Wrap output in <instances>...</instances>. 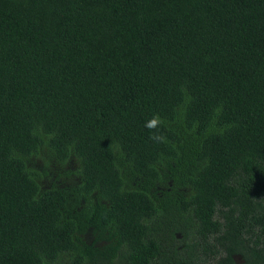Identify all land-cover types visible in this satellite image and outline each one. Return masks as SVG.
Returning a JSON list of instances; mask_svg holds the SVG:
<instances>
[{
  "label": "trees",
  "instance_id": "1",
  "mask_svg": "<svg viewBox=\"0 0 264 264\" xmlns=\"http://www.w3.org/2000/svg\"><path fill=\"white\" fill-rule=\"evenodd\" d=\"M212 261L264 264V0H0V264Z\"/></svg>",
  "mask_w": 264,
  "mask_h": 264
},
{
  "label": "clouds",
  "instance_id": "2",
  "mask_svg": "<svg viewBox=\"0 0 264 264\" xmlns=\"http://www.w3.org/2000/svg\"><path fill=\"white\" fill-rule=\"evenodd\" d=\"M160 123L158 116H153L151 120H149L146 124L148 128H155ZM156 139H162V137H155Z\"/></svg>",
  "mask_w": 264,
  "mask_h": 264
},
{
  "label": "flooded vegetation",
  "instance_id": "3",
  "mask_svg": "<svg viewBox=\"0 0 264 264\" xmlns=\"http://www.w3.org/2000/svg\"><path fill=\"white\" fill-rule=\"evenodd\" d=\"M210 261H211V259H210ZM182 264H184V263H182ZM191 264H199V263H197V262H192ZM207 264H209V263H207ZM210 264H214V261L210 262Z\"/></svg>",
  "mask_w": 264,
  "mask_h": 264
}]
</instances>
